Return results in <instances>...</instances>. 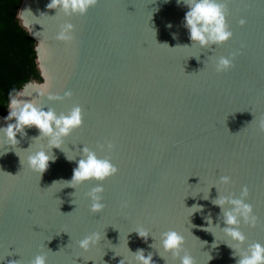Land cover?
I'll use <instances>...</instances> for the list:
<instances>
[{
	"label": "water",
	"instance_id": "obj_1",
	"mask_svg": "<svg viewBox=\"0 0 264 264\" xmlns=\"http://www.w3.org/2000/svg\"><path fill=\"white\" fill-rule=\"evenodd\" d=\"M48 2L21 0L18 7L42 77L20 90L24 99L45 90L36 102L58 113L79 104L83 122L62 148L52 147L56 159L41 174L23 163L46 146V139L32 140L35 126L24 137L17 133L15 150L0 146L6 151L0 155V264H28L38 252L46 253L47 264H119L132 260L128 248L152 252L155 264H179L159 246V233L169 228L185 236L195 264H235L219 228L213 247L205 216L216 224L220 208L212 198L217 191L239 195L243 185L258 217L255 226H239L245 246L264 243V0H227L233 36L209 48L182 46L191 43L183 26L187 8L176 0H96L72 16L47 8ZM65 21L74 26L71 41L57 38ZM230 52L233 66L216 72L214 59ZM65 90L72 95L63 97ZM83 145L109 155L118 169L99 182L105 206L97 212L85 195L97 181L52 185L71 179ZM193 204L203 207L191 214ZM136 226L154 237H139L131 231ZM93 231L100 240L81 249L77 241Z\"/></svg>",
	"mask_w": 264,
	"mask_h": 264
},
{
	"label": "clouds",
	"instance_id": "obj_2",
	"mask_svg": "<svg viewBox=\"0 0 264 264\" xmlns=\"http://www.w3.org/2000/svg\"><path fill=\"white\" fill-rule=\"evenodd\" d=\"M176 2L187 8L183 17V26L188 31V38L191 43L190 45L184 44L182 46L191 47L193 44H197L201 48H209L213 45L222 44L233 36V32L227 23L229 11L227 0H176ZM95 3L96 0H49L46 7L56 9V11L59 10L65 16H72L74 14H85ZM238 23L243 25L245 19L241 17ZM168 26L170 27L171 24ZM73 29L74 26L71 22L65 21L60 26L57 38L64 41L73 40ZM235 55V52H230L227 56L219 55L216 57L213 62L215 71L222 72L231 68ZM44 95L45 90L37 89L31 99H24L23 97L26 95L22 90L11 89L6 102L8 112L2 117L4 123L0 124V146L6 148V151L9 150L7 146H12L15 150V146L19 144L17 133H19L20 137H24L27 134L26 127L35 126L38 129V135L32 137V140L46 139V146L42 144L35 151L29 152L23 161V163L26 162L28 168L39 174L48 167L50 160L54 161L56 159L51 151L52 147L62 148L64 137L69 135L73 129L81 126L83 122L82 108L79 104H74L66 111L58 113L53 107L36 102L37 96ZM47 95L49 99H62L63 97H70L72 92L71 90H65L63 97L52 93H47ZM259 127L264 130V120L259 122ZM101 147H104V145H101ZM112 148L113 143L108 141L107 149L111 150ZM6 151H0V155ZM77 155H79V159L76 160L71 179L53 181L52 185L62 183V187L70 185L76 188L77 185L85 181H97L98 183H95L85 194L91 201L90 210L97 212L105 206L101 196L103 184L99 182L115 174L118 169L111 161L109 155H98L95 150L87 145H83ZM77 155L72 157L66 155V157L69 160H73L76 159ZM219 180L222 184H228L230 177L222 175ZM217 193L218 195L212 198L211 202L220 208L218 222L213 224L211 215L205 216L207 220L206 228L215 237L212 242L213 247L216 245V236L213 229L219 228L229 238L223 242L233 250L231 254L236 257L235 264H264V243L252 241L245 246L246 236L239 227L242 223L255 226L258 222V217L253 212L252 204L246 200L249 194L247 185L241 186L239 195L233 193L225 195L218 191ZM208 194L209 188L206 194L203 193V198L207 199ZM202 207L203 205L193 204L188 208L192 209V214L194 211L202 209ZM220 220L223 221V226L219 223ZM133 230L145 240L151 234L143 226H136L131 231ZM99 240L100 234L93 231L79 239L77 244L81 249L87 251L90 246L96 244ZM158 242L163 252L171 253L173 258L179 259V264H195L194 257L184 248L185 236L176 229L169 228L161 231ZM128 251L132 253V260L123 258L119 261V264H125V261H127V264H133V261L135 264H155L152 259L153 254L150 251L147 255H145L143 248H137L135 251H131L128 248ZM209 259H211V256ZM0 260H3V258ZM8 264H20V261H8ZM28 264H47L46 253L38 252L28 261Z\"/></svg>",
	"mask_w": 264,
	"mask_h": 264
},
{
	"label": "trees",
	"instance_id": "obj_3",
	"mask_svg": "<svg viewBox=\"0 0 264 264\" xmlns=\"http://www.w3.org/2000/svg\"><path fill=\"white\" fill-rule=\"evenodd\" d=\"M21 0H0V116L6 112L11 89L28 81H41L36 63L35 40L17 17Z\"/></svg>",
	"mask_w": 264,
	"mask_h": 264
},
{
	"label": "snow or ice",
	"instance_id": "obj_4",
	"mask_svg": "<svg viewBox=\"0 0 264 264\" xmlns=\"http://www.w3.org/2000/svg\"><path fill=\"white\" fill-rule=\"evenodd\" d=\"M227 7H228V10H229V5H227Z\"/></svg>",
	"mask_w": 264,
	"mask_h": 264
}]
</instances>
